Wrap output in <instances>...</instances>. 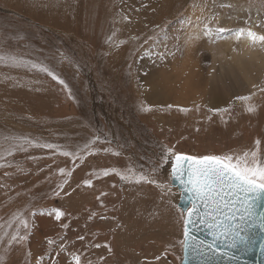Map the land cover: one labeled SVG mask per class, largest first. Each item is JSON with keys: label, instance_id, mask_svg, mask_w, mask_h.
Segmentation results:
<instances>
[{"label": "rangeland", "instance_id": "rangeland-1", "mask_svg": "<svg viewBox=\"0 0 264 264\" xmlns=\"http://www.w3.org/2000/svg\"><path fill=\"white\" fill-rule=\"evenodd\" d=\"M249 28L264 0H0V54L52 73L0 63V264H182L174 154L264 160V74L237 88L213 66ZM186 54L193 81L172 74Z\"/></svg>", "mask_w": 264, "mask_h": 264}, {"label": "snow or ice", "instance_id": "snow-or-ice-1", "mask_svg": "<svg viewBox=\"0 0 264 264\" xmlns=\"http://www.w3.org/2000/svg\"><path fill=\"white\" fill-rule=\"evenodd\" d=\"M219 31L230 30L221 28ZM245 34L253 43H264V34H258L251 28L239 29L235 35L238 39ZM0 63L11 64L14 67L30 65L31 68H38L52 75L47 67L15 56L0 54ZM54 78L58 79V77ZM60 83L63 81L61 80ZM236 99L247 101L251 97L240 96ZM212 111L221 110L212 109ZM247 111H255V106L249 105ZM256 143L259 145V141ZM42 146L58 147L53 144ZM168 152H172V149H168ZM62 154L72 155L68 151ZM163 162H168L166 155ZM104 174L107 175L108 172L105 171ZM171 176L183 186L190 202V207L183 210L186 216L183 221V239L180 241L183 245L185 261L195 257L198 259V264H220V258H233V249L241 246L247 248L254 242L250 236L251 229L258 226L264 230V211H258L261 202L264 201V160L258 158L256 151L244 152L243 155L237 156L231 154L196 156L175 153L171 161ZM121 178L128 180L135 178L137 182L146 180L155 183L143 175ZM85 183L90 184L91 181ZM49 215H54L56 220H60L65 213L59 208H54L50 210ZM22 223L27 227L26 222ZM197 224L204 225L208 229L210 240L200 239L192 234ZM20 239L23 240L24 237ZM12 240H16V235L12 236ZM48 243L51 245L53 241L48 239ZM261 247L264 248V245ZM61 250H63L62 245ZM73 259L76 264H80L78 255L73 256ZM37 264H40L39 260Z\"/></svg>", "mask_w": 264, "mask_h": 264}, {"label": "bare ground", "instance_id": "bare-ground-1", "mask_svg": "<svg viewBox=\"0 0 264 264\" xmlns=\"http://www.w3.org/2000/svg\"><path fill=\"white\" fill-rule=\"evenodd\" d=\"M179 24V23H178ZM168 33L171 34V38L174 39L178 37L180 30L177 26L170 28ZM260 34V33H258ZM236 37H229L226 39L227 41L220 42L216 48H227L230 46V42L235 41ZM227 53V50H225ZM229 57L224 58L222 60H215L213 62V66L215 67V71H220L224 73H233L235 71V75H233V86L237 88H242L245 86H249L252 83H258L261 80L262 75L264 74V43L256 42L253 43L249 40V38L245 35L241 36L240 43L237 50H231L229 52ZM225 62V63H224ZM181 74H178L176 70H173L172 74L175 76L182 75L185 70H189V78L193 81L192 74V66L189 60V56H186L181 61ZM164 72V71H163ZM188 72V71H187ZM158 75V74H157ZM196 80V79H195ZM192 84L187 85L184 89L185 96H189L190 88H192ZM252 86V85H251ZM179 89L178 86L174 85L172 88L167 89V95L173 96L177 95L176 91ZM153 94V98L160 97L159 84L154 85L150 94ZM178 188V187H177ZM178 190V189H177Z\"/></svg>", "mask_w": 264, "mask_h": 264}, {"label": "water", "instance_id": "water-1", "mask_svg": "<svg viewBox=\"0 0 264 264\" xmlns=\"http://www.w3.org/2000/svg\"><path fill=\"white\" fill-rule=\"evenodd\" d=\"M172 159H174V157H172ZM173 184L178 187L179 192L181 194L180 199L178 201V206L182 210L190 207L188 194L185 192L183 186L180 184L178 180H174V179H173ZM258 211H264V201L261 202V206L258 209ZM192 234L200 239H204V240L211 239V237L209 236L208 229L201 224H197V226L193 229ZM250 236L254 241L253 243L250 244V246H248L247 248L241 246L236 249H233L232 250L233 258H228V259L220 258V264H264V248L261 247V245H264V230L260 229L258 226L254 227L250 231ZM182 250H183V254H182L183 258L181 260L182 264H198V259L195 257H190L187 261H185L183 247Z\"/></svg>", "mask_w": 264, "mask_h": 264}]
</instances>
